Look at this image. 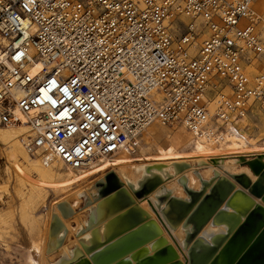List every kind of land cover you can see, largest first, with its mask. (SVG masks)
Listing matches in <instances>:
<instances>
[{"label":"built area","instance_id":"obj_1","mask_svg":"<svg viewBox=\"0 0 264 264\" xmlns=\"http://www.w3.org/2000/svg\"><path fill=\"white\" fill-rule=\"evenodd\" d=\"M255 106L264 0H0V126L25 121L45 165L87 168L135 152L154 120L200 135Z\"/></svg>","mask_w":264,"mask_h":264},{"label":"water","instance_id":"obj_2","mask_svg":"<svg viewBox=\"0 0 264 264\" xmlns=\"http://www.w3.org/2000/svg\"><path fill=\"white\" fill-rule=\"evenodd\" d=\"M238 160L251 174L214 170L204 178L196 172L198 188L184 174L187 162H175V174L166 176L160 173L164 164L149 165L137 185L122 181L115 171L106 172L89 194H81V208L96 204V214L79 232L70 256L57 264H264V154ZM175 176L183 196L166 185ZM144 200L152 212L141 205ZM57 208L64 219L75 214L67 201ZM61 217H51L47 253L65 243ZM179 229L178 251L165 232L172 236Z\"/></svg>","mask_w":264,"mask_h":264},{"label":"bare ground","instance_id":"obj_3","mask_svg":"<svg viewBox=\"0 0 264 264\" xmlns=\"http://www.w3.org/2000/svg\"><path fill=\"white\" fill-rule=\"evenodd\" d=\"M39 67H40V64H37V66L34 68V71L37 70ZM247 72L249 73V75L253 76L255 71L252 70L251 68H248ZM154 96L156 100H159L162 97L157 92L154 93ZM254 110L261 111L262 109H259L257 106H255ZM254 110H253V114H255ZM253 114L246 115L245 117L234 120L233 122L230 121L229 124L224 126L222 130H220L219 128H216L217 123H214L212 120H210L205 123L204 128H203L204 130L207 129L208 132H206L205 134H200V135H195V132L191 131L186 126V124L182 122L173 123V124H180L186 130L181 129L169 135L168 133L165 132L164 129L155 126L157 122L161 124H164V123L160 122L159 120H154L148 127L145 128V130L150 128V131L148 133L149 135L146 137V141H150L151 137L157 140L159 139L163 140V143L166 145L165 147L164 146L158 147V155H160L164 159L165 163L158 162V163L151 164L147 162H138L136 164V163L125 161L126 157L129 154L135 153L129 149V151L123 150L109 157V158H113L122 153L120 159L117 161L109 162L108 167L112 169L110 171H115L122 181L126 183L130 182V183L137 185L139 180H141L147 174L146 167L149 165L164 164L165 167L160 171V173L163 176H166L167 173L175 174V169L173 167V164L175 162H187L190 164V168H188L184 172V174L187 176L189 180V185L193 188H198L200 186V180L198 176L196 175V172H199L204 178L211 177L213 175L214 170H218L222 174H224L225 172H229V173L247 172L248 174H251L247 166L241 165V163L238 160V156H248L249 157L250 156L249 154L251 155H253L254 153L255 155L264 154V144L258 145L253 142H249L244 136L238 133L239 129L235 126V124L238 121L243 120ZM2 127L3 128H0V139L8 143L13 142L11 146L13 147V150H14V154H13L14 156H17L18 154L20 155L25 154V156H27L26 153H29L31 155L35 154L39 156L40 151H37L36 153L32 154L27 150L24 144V147L27 150V152L25 153L21 142L19 143L18 141L20 136L29 134V126L25 124V121L24 123H19L16 125H9V126H2ZM200 129L202 130V127ZM224 131L226 132L224 133V137L222 138L221 137L222 135L221 136L219 135L223 133ZM233 134H235V136ZM140 146L142 148V144ZM183 154H185L184 156L185 159L181 160L182 158H180V156ZM212 159H219L218 164H214L212 162ZM178 160H181V161H178ZM38 162L42 167H44L50 173V175H55L57 173L59 174V175L57 174L56 176L58 180H57V184L55 185L56 186L55 191L56 193L58 192L62 193V195H64L63 198H65L62 201H67L71 205V207L75 210V214L73 216H71L68 219H64L61 217L60 212L57 208V204L62 201H55L54 204L50 207V211H49V217L50 216L52 217V215L55 213L58 214L61 217L67 229V232L65 235L66 236L65 243L58 251H56V252H62L63 253L62 256L67 257V256H70L72 249L74 247L67 250L66 246L71 247V245H73L76 241L77 242L74 246L78 245L79 232L81 230H86L90 222L89 218L95 216L96 214V204L85 208L84 210L86 211L77 213L76 208H78L81 203V199L78 195L80 189L74 190V191H71L70 189H68L69 185L73 183H78V184L79 182L83 183L87 179L88 173H86V171H81L80 172L81 174L80 173H67V172L65 173L63 171V164H62L64 162H62L59 159H54L52 163L45 165L40 157ZM103 163L104 162H100L98 164L90 166L88 169V172L96 173L97 170H99L102 167ZM75 170H80V169H75ZM177 179H178V176H175L173 179L167 181L166 185L169 188H173L175 195L183 196L184 195L183 188L181 185L178 184ZM55 203L57 204L55 205ZM141 205L145 209L152 212L147 200H144L141 203ZM82 213L84 214L82 215L84 217L80 218L79 216ZM73 219L75 220L74 223H72ZM46 227H47L46 232L41 235L42 239L35 241V246H36L35 248L39 251L37 262L35 263L34 262L35 260L33 261L35 264H57L59 259L62 257L61 256L56 262L53 263V260L55 259L56 255H58V253H55V252L47 253L46 252L45 246L47 248V244H46L47 231L49 232L48 226ZM206 229L213 230V231L218 230V228L210 227V226H208ZM166 233L167 232H165L166 238L169 240V242L172 245H174L177 248L176 244L178 245L181 244V238L183 235L181 229H179L176 232H172V236ZM71 235H74V238H71Z\"/></svg>","mask_w":264,"mask_h":264},{"label":"rangeland","instance_id":"obj_4","mask_svg":"<svg viewBox=\"0 0 264 264\" xmlns=\"http://www.w3.org/2000/svg\"><path fill=\"white\" fill-rule=\"evenodd\" d=\"M254 111L255 114L238 121L235 126L239 129L240 135L244 136L249 142L262 145L264 144V110ZM155 126L164 129L169 135L181 129L186 130L180 124H161L157 122ZM0 128L3 127L0 126ZM149 131L150 128L146 129L140 138V145L142 144L143 149L139 145L135 153L129 154L125 161L131 163H165L164 159L158 155V147H165L166 144L163 143V140H157L153 137L150 141H146ZM225 132L219 136L222 135L223 138ZM26 135L20 136L18 139L25 153L27 150L24 147L23 140H25ZM233 135L235 136V134ZM12 144L13 142L8 143L0 139V264H35L38 260L39 251L35 248L34 241L46 232V226L49 229L51 222V216L49 217L50 207L55 201H62L65 198L60 192L56 193L55 191L58 173L50 175L39 164L40 157L38 155L26 153L27 156L25 154L14 156ZM121 155L122 153L102 161L104 162L102 167L94 175H101L112 170L108 167V163L119 160ZM184 156L185 154L181 155L180 158H184ZM62 164L65 173H80V171L72 169L64 163ZM91 184L89 181L79 182V184L73 183L69 185L68 189L71 191L80 189L81 192H86ZM80 204L76 211L80 213L86 211L85 208H81L84 204V198H82ZM24 233L29 236L31 241V246L27 252L19 246L13 248V243L19 244L17 236L21 234L24 237ZM34 255L35 258H33Z\"/></svg>","mask_w":264,"mask_h":264},{"label":"crops","instance_id":"obj_5","mask_svg":"<svg viewBox=\"0 0 264 264\" xmlns=\"http://www.w3.org/2000/svg\"><path fill=\"white\" fill-rule=\"evenodd\" d=\"M239 133V132H238ZM240 134V133H239ZM248 155V154H247ZM249 155H251V154H249ZM184 158H182L181 160H183ZM138 163V162H137ZM136 163V164H137ZM147 163H151L152 164V162H147ZM156 163H158V162H156ZM88 169L89 168H85V169H80V170H78V171H86V173H88V177H87V179L84 181V182H87V181H89V182H91L92 184H91V186L90 187H88V189H86L87 191L86 192H81L80 190H79V196H80V199H81V203H82V197H81V194H83V193H90V191H89V189H91L92 188V185L97 181V180H99L105 173H103V174H101V175H94L95 174V172L93 173V172H88ZM93 173V174H92ZM81 174V173H80ZM93 175V176H92ZM92 176V177H91ZM83 182V183H84ZM176 193V192H175ZM62 194V193H61ZM64 194V193H63ZM59 201V200H58ZM81 205V204H80ZM80 207V206H79ZM78 213V212H77ZM83 213H85V212H83ZM80 214V218H83L84 216H82V215H84V214ZM73 222L72 223H74V219L72 220ZM49 230V229H48ZM25 234V233H24ZM37 234H39V233H37ZM44 234V233H43ZM167 234V233H166ZM42 235V234H41ZM41 237V238H40ZM40 237H38V238H36V241H38L39 239H42V236H40ZM76 237V236H75ZM17 238H18V242H19V244H21V245H17V244H15V243H13V248H17L18 246L19 247H22V248H24L25 250H26V252H27V250L30 248V246H31V241H30V238H29V236L27 235V234H25L24 235V237H22L21 236V234H19L18 236H17ZM47 238H48V231H47ZM71 238H74V235H71ZM47 241H48V239H47ZM47 241H46V244H47ZM35 242V241H34ZM77 242V241H76ZM76 242L73 244V245H71V247H68V246H66V249L68 250V249H71V248H73L74 247V245L76 244ZM45 250H46V246H45ZM55 253H58V255H56V257H55V259L53 260V263L54 262H56L62 255H63V253L62 252H55ZM61 253V254H60ZM36 256L34 255V257L33 258H35ZM17 259H18V257H17ZM25 259V258H24Z\"/></svg>","mask_w":264,"mask_h":264}]
</instances>
